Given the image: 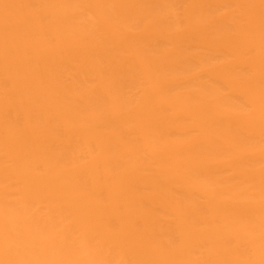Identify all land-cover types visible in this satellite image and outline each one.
Listing matches in <instances>:
<instances>
[{"label": "bare ground", "instance_id": "1", "mask_svg": "<svg viewBox=\"0 0 264 264\" xmlns=\"http://www.w3.org/2000/svg\"><path fill=\"white\" fill-rule=\"evenodd\" d=\"M0 264H264V0H0Z\"/></svg>", "mask_w": 264, "mask_h": 264}]
</instances>
